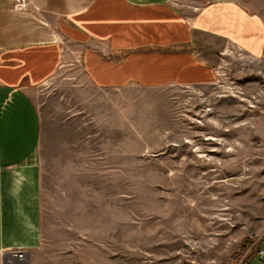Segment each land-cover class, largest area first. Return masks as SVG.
<instances>
[{"label":"rangeland","instance_id":"374dc122","mask_svg":"<svg viewBox=\"0 0 264 264\" xmlns=\"http://www.w3.org/2000/svg\"><path fill=\"white\" fill-rule=\"evenodd\" d=\"M197 39L211 84L97 89L76 71L36 91L44 236L22 264H260L264 59Z\"/></svg>","mask_w":264,"mask_h":264},{"label":"crops","instance_id":"0c3cea01","mask_svg":"<svg viewBox=\"0 0 264 264\" xmlns=\"http://www.w3.org/2000/svg\"><path fill=\"white\" fill-rule=\"evenodd\" d=\"M201 37L263 60L264 0H0V264L43 245L36 91L76 71L97 89L211 84Z\"/></svg>","mask_w":264,"mask_h":264},{"label":"built area","instance_id":"2783aa9c","mask_svg":"<svg viewBox=\"0 0 264 264\" xmlns=\"http://www.w3.org/2000/svg\"><path fill=\"white\" fill-rule=\"evenodd\" d=\"M259 253L264 257V252L262 250L259 251ZM24 253L18 252L17 257L19 258L20 261L24 260Z\"/></svg>","mask_w":264,"mask_h":264},{"label":"water","instance_id":"95a60500","mask_svg":"<svg viewBox=\"0 0 264 264\" xmlns=\"http://www.w3.org/2000/svg\"><path fill=\"white\" fill-rule=\"evenodd\" d=\"M17 254H18V252H14V253H12V256L15 258V257H17ZM9 256H7L6 258H8ZM7 263H5V264H22L21 262H18V261H12V262H9V261H6Z\"/></svg>","mask_w":264,"mask_h":264}]
</instances>
